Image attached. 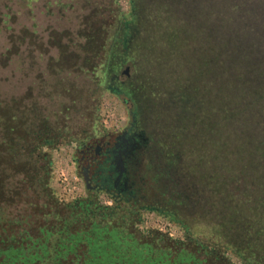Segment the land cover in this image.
<instances>
[{
  "label": "trees",
  "instance_id": "trees-1",
  "mask_svg": "<svg viewBox=\"0 0 264 264\" xmlns=\"http://www.w3.org/2000/svg\"><path fill=\"white\" fill-rule=\"evenodd\" d=\"M254 1L232 0L236 17L219 9L231 28L205 17L215 1L130 0L126 14L73 33L93 44L77 70L54 75L27 49L0 61L9 72L2 82L13 83L5 91L0 80V264H232L228 254L264 264V33L246 18ZM124 70L126 80L113 81L139 115L153 113L160 92L181 102L174 131L150 134V165L183 241L158 231L143 238L140 212L102 205L90 192L61 202L49 187V151L99 136L100 97ZM71 79L87 83L81 94L53 93Z\"/></svg>",
  "mask_w": 264,
  "mask_h": 264
},
{
  "label": "rangeland",
  "instance_id": "rangeland-1",
  "mask_svg": "<svg viewBox=\"0 0 264 264\" xmlns=\"http://www.w3.org/2000/svg\"><path fill=\"white\" fill-rule=\"evenodd\" d=\"M215 1V6H218L212 11V5L207 2ZM244 0H240L243 2ZM259 0H255L250 8L255 5L256 11L249 17L246 16L248 22H253L257 28L264 33V0L260 7ZM96 2L97 6L92 5ZM194 0L187 3L188 8H193ZM203 3L208 4L209 16L193 13L198 19L208 17L209 22H222L225 25L233 27V20H227L229 17H236L239 12L230 10L232 0H203ZM229 3V4H228ZM130 0H0V61L4 65L10 54H15L16 51L23 53L26 50L29 54V60L33 64L40 65L41 69H48L52 74H57L61 68L75 66L78 69L84 60L87 47L80 40H73V33L76 34L80 29L87 28L95 18H109L112 13L119 11L126 14L129 9ZM228 4V5H227ZM250 5V3L248 2ZM227 10L228 16L225 20H221L219 9ZM194 10V9H193ZM192 9L190 11H193ZM205 10V5H204ZM199 10V13L204 11ZM260 10V11H259ZM190 11H183V14L189 16ZM187 12V13H186ZM259 14V16H256ZM213 15V17L211 16ZM221 20V21H220ZM227 20V21H226ZM262 41V40H261ZM264 44V40L262 41ZM82 44V45H81ZM264 46V45H263ZM84 48V53L82 52ZM8 50V51H7ZM50 56V57H49ZM54 57V58H53ZM191 57V56H190ZM192 59V57H191ZM178 66L182 64L178 62ZM9 72L7 68H0L1 85L5 91H9V87H13V83L2 82L8 79ZM36 75V74H35ZM128 77V73L124 70L120 75H111V83L108 86L111 90H105L99 100L98 120L100 129L104 132H116L121 130L130 121L129 111L134 109V104L124 96H118L115 92L119 86L117 81H124ZM115 80V81H113ZM80 81V80H79ZM77 79L62 80L56 85L54 84L53 93L59 92L62 95L69 96L74 99L77 97L87 83L82 84ZM12 82V81H11ZM77 82V83H76ZM172 89V87H169ZM174 89V88H173ZM156 100L150 104V109L153 113H143L139 115V123L149 134H157L167 136L163 131L166 126L170 131H174V123L181 112L178 106L181 105L179 97L170 93H158ZM155 95V94H154ZM123 101H127L126 103ZM167 108L170 112L164 110ZM179 117V116H178ZM153 132V133H152ZM171 134V132H169ZM150 137V135H149ZM76 144L60 146L55 150L49 151L51 158V173L49 179V187L52 194L55 190L54 176L57 169L64 170L68 175L74 174L79 179L82 191V198L86 196L85 188L76 166ZM54 198L55 195L53 194ZM100 204L106 200L98 198ZM69 202V201H68ZM112 206V205H108ZM168 207H171L170 204ZM175 208V207H174ZM177 216V214H175ZM181 217H179L180 219ZM160 220H169L167 215L154 210L140 211V222L136 226V230L143 238H146L152 231L156 229L157 222ZM170 221V220H169ZM172 222V221H171ZM175 224V223H174ZM179 233L177 237L171 238L177 241L184 240V232L178 224H175ZM232 264H243L235 256L228 254Z\"/></svg>",
  "mask_w": 264,
  "mask_h": 264
},
{
  "label": "flooded vegetation",
  "instance_id": "flooded-vegetation-1",
  "mask_svg": "<svg viewBox=\"0 0 264 264\" xmlns=\"http://www.w3.org/2000/svg\"><path fill=\"white\" fill-rule=\"evenodd\" d=\"M120 88L115 92L120 95ZM127 102V101H123ZM121 130L103 132L75 148L77 171L88 192L114 204L140 212L154 210L176 216L174 206L155 189L151 179L158 172L153 163L151 135L140 125L137 110ZM147 135H150L148 139ZM166 198V199H165Z\"/></svg>",
  "mask_w": 264,
  "mask_h": 264
},
{
  "label": "built area",
  "instance_id": "built-area-1",
  "mask_svg": "<svg viewBox=\"0 0 264 264\" xmlns=\"http://www.w3.org/2000/svg\"><path fill=\"white\" fill-rule=\"evenodd\" d=\"M55 190L54 195L61 202H72L82 198L79 179L74 174L68 175L64 170L57 169L54 176ZM103 205H111L110 202H102ZM156 229L166 233L169 237L179 236L176 225L169 220H160L157 222Z\"/></svg>",
  "mask_w": 264,
  "mask_h": 264
},
{
  "label": "water",
  "instance_id": "water-1",
  "mask_svg": "<svg viewBox=\"0 0 264 264\" xmlns=\"http://www.w3.org/2000/svg\"><path fill=\"white\" fill-rule=\"evenodd\" d=\"M147 137H148V139H150L148 135H147Z\"/></svg>",
  "mask_w": 264,
  "mask_h": 264
}]
</instances>
